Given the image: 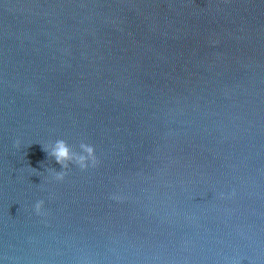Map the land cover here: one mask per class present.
<instances>
[{
	"label": "water",
	"instance_id": "water-1",
	"mask_svg": "<svg viewBox=\"0 0 264 264\" xmlns=\"http://www.w3.org/2000/svg\"><path fill=\"white\" fill-rule=\"evenodd\" d=\"M0 264H264V0H0Z\"/></svg>",
	"mask_w": 264,
	"mask_h": 264
},
{
	"label": "clouds",
	"instance_id": "clouds-1",
	"mask_svg": "<svg viewBox=\"0 0 264 264\" xmlns=\"http://www.w3.org/2000/svg\"><path fill=\"white\" fill-rule=\"evenodd\" d=\"M43 151H45L50 158L54 159L56 164L60 165L62 169L60 172L50 169V175L56 182H63L72 166L84 172L90 168L94 169L98 165L95 148L91 144L80 143L79 150L77 151L70 147L63 139H57L43 146ZM221 198H223V196H221ZM33 210L37 216L47 215L44 211L43 200L36 202Z\"/></svg>",
	"mask_w": 264,
	"mask_h": 264
}]
</instances>
